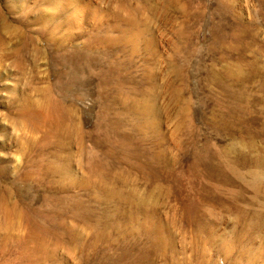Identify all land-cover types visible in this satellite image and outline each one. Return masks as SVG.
<instances>
[{
    "label": "rangeland",
    "instance_id": "rangeland-1",
    "mask_svg": "<svg viewBox=\"0 0 264 264\" xmlns=\"http://www.w3.org/2000/svg\"><path fill=\"white\" fill-rule=\"evenodd\" d=\"M0 264H264V0H0Z\"/></svg>",
    "mask_w": 264,
    "mask_h": 264
}]
</instances>
